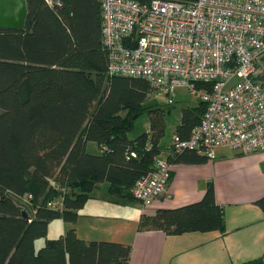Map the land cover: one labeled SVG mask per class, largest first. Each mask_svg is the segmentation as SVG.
I'll return each instance as SVG.
<instances>
[{"label": "trees", "instance_id": "obj_1", "mask_svg": "<svg viewBox=\"0 0 264 264\" xmlns=\"http://www.w3.org/2000/svg\"><path fill=\"white\" fill-rule=\"evenodd\" d=\"M100 3L27 0L26 29H0V264H129L130 246L87 242L75 228L46 239L54 221L76 225L79 211L102 183L109 184L110 195L137 201V180L154 171L155 158L170 147L161 142L171 104L147 106L157 92L145 78L108 74ZM206 109L203 101L183 109L174 135L190 139ZM145 112L149 131L131 140L129 133ZM89 142L101 154H90ZM169 161L209 160L188 151ZM51 202L62 207L52 208ZM257 206L264 211V198ZM225 222L210 183L201 201L144 214L138 229L171 236L224 234ZM40 239L46 243L36 251ZM239 264H264V259Z\"/></svg>", "mask_w": 264, "mask_h": 264}, {"label": "built area", "instance_id": "obj_2", "mask_svg": "<svg viewBox=\"0 0 264 264\" xmlns=\"http://www.w3.org/2000/svg\"><path fill=\"white\" fill-rule=\"evenodd\" d=\"M100 1L110 76L145 78L169 104L179 87L207 104L192 137L174 135L167 157L137 180V201L149 207L168 196L169 159L188 151L209 161L219 148L264 153V0Z\"/></svg>", "mask_w": 264, "mask_h": 264}, {"label": "crops", "instance_id": "obj_3", "mask_svg": "<svg viewBox=\"0 0 264 264\" xmlns=\"http://www.w3.org/2000/svg\"><path fill=\"white\" fill-rule=\"evenodd\" d=\"M161 146L167 147L169 144L163 145L161 142ZM161 156L167 157L166 153ZM216 156L214 161L197 164L181 161L175 163L168 185L169 195L156 200L145 209L139 208L140 214L136 215L135 223L134 218L129 217L130 213L126 211L129 208L127 204H133L130 203L132 201L112 195L93 196L92 193V198L79 211L76 225L58 220L50 226L53 223L60 224L63 229L61 236L75 228L78 236L87 242L105 241L130 246L129 264H189L198 260L200 254L192 256L186 253L181 260H178V256L198 248L202 253L206 243L210 247L223 243L232 264L264 259V211L257 206V201L264 198V153L242 155L232 150L227 151V148H219ZM210 183L214 185L217 203L225 210L224 234L215 232L171 236L160 231L143 232L138 229L144 214L153 216L161 209H176L201 201ZM104 218L117 219L122 225H134L132 232L122 225L108 230L116 238L95 232L94 220ZM127 233L129 238L125 240L122 234ZM186 243H193L194 246L189 247ZM231 250L238 251L239 256H230Z\"/></svg>", "mask_w": 264, "mask_h": 264}, {"label": "rangeland", "instance_id": "obj_4", "mask_svg": "<svg viewBox=\"0 0 264 264\" xmlns=\"http://www.w3.org/2000/svg\"><path fill=\"white\" fill-rule=\"evenodd\" d=\"M155 94L150 98V100L146 103V105L148 106V105L158 102L165 109L168 108L169 100L171 97H168L166 95L157 96ZM173 99H174V103L169 105L171 108V113L167 114L165 117L167 132H166L165 138L162 140L163 145H167V144L171 145L173 141L174 130L181 122L183 109L187 107H196L201 101L198 97L190 93L184 87H179L175 90ZM149 126H150L149 114L148 112H145V114L136 121L134 130L129 133V138L133 140L139 137L140 135H142L143 133H147L149 131ZM87 151L90 154H95V155L101 154L100 147L96 143H93V142L88 143ZM227 151H230V150L227 149ZM262 166L264 167V163L262 164ZM108 189H109L108 184L102 183L94 190L93 196H100V197L109 196L110 193ZM130 203H133V204H127L129 208L126 211L130 213L129 217L134 218V223H135L136 215L140 214L139 208H142V209H145V208L138 201L136 202L132 201ZM94 221L95 222L93 224V227L96 229L94 231L97 233H102V235L107 236L109 238L110 236L112 238H116V237L115 235L108 233V230L110 228L122 225V223H120L119 220L114 219V218H104V219H99V220H94ZM54 223L50 226L49 234L46 239H57L61 237V234H63V229L61 228L60 224L58 223L54 224ZM122 226L128 227V231L131 229V232H132V228L134 225L132 227L127 224H124ZM122 238H125V240H127V238H129V234L128 233L125 235L122 234ZM46 239H40L36 242V245H35L36 251H38L41 247L45 245ZM186 244L189 247L194 246L193 243H186ZM186 253H190V255L192 256L197 253L200 254V258L198 260L191 261L189 264H198L199 261L201 262V264H232L231 260H229L228 258L229 253L226 251V247L223 243H220L216 247H210L209 244L206 243V246L204 247V252L201 253L199 248L185 251L178 256L180 258L178 260H181V257ZM230 256H239V253L236 250H231Z\"/></svg>", "mask_w": 264, "mask_h": 264}, {"label": "water", "instance_id": "obj_5", "mask_svg": "<svg viewBox=\"0 0 264 264\" xmlns=\"http://www.w3.org/2000/svg\"><path fill=\"white\" fill-rule=\"evenodd\" d=\"M28 18L27 0H0V29L23 32ZM129 158L135 157L129 154ZM23 217L29 220L26 212Z\"/></svg>", "mask_w": 264, "mask_h": 264}]
</instances>
